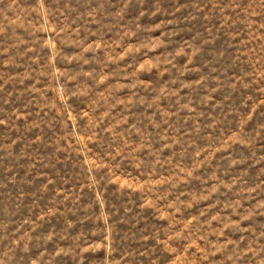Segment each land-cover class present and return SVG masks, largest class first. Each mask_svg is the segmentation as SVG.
<instances>
[{"label":"rangeland","instance_id":"obj_1","mask_svg":"<svg viewBox=\"0 0 264 264\" xmlns=\"http://www.w3.org/2000/svg\"><path fill=\"white\" fill-rule=\"evenodd\" d=\"M0 264H264V0H0Z\"/></svg>","mask_w":264,"mask_h":264}]
</instances>
